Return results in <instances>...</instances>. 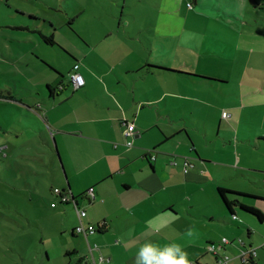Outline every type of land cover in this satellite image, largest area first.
Returning a JSON list of instances; mask_svg holds the SVG:
<instances>
[{
	"label": "crops",
	"instance_id": "0c3cea01",
	"mask_svg": "<svg viewBox=\"0 0 264 264\" xmlns=\"http://www.w3.org/2000/svg\"><path fill=\"white\" fill-rule=\"evenodd\" d=\"M259 6L264 8V3ZM244 10L237 2L224 0L206 12L198 36L187 42L198 52V62L192 64L197 76L178 72L181 67L172 69L170 61L158 63L144 55L136 59L121 50V60L108 67L96 65L99 73L87 67L88 78L80 66L86 83L79 93L101 98L95 109L79 105L76 111L81 113L75 120L57 126L61 122L57 90H67L62 84L57 88V79L47 81L46 91L38 89L41 98L32 97L36 104L29 109L45 119L63 157L67 196L86 199L81 206L87 212L84 223L102 226L89 236L90 242L100 245L111 263L135 264L141 245L152 241L161 246L180 244L192 264H264V225L258 226L264 221L257 216L258 221L249 216L239 219L238 205L233 207L237 216L233 222H245L253 231L247 250L256 249L257 254L252 258L248 252L244 259L235 243V238H243L241 223L230 224L218 191L223 187L241 193L236 194L240 202L264 214V17L250 18ZM162 26L160 32L166 34L180 27L166 21ZM56 33L53 31L55 37ZM157 42L155 37L154 50ZM0 55L4 58L0 66H17L23 78L31 76L29 52ZM3 75L10 84L0 85V101L29 105L23 90L30 85ZM233 79L238 80L234 86ZM225 83H230L229 89L221 87ZM224 111L230 112V118L223 117ZM122 121L136 126L133 138L125 135ZM127 141H132V147ZM187 158L193 166L185 168ZM172 159L178 163L171 164ZM90 188L94 196L89 194ZM77 224L76 214L74 235H78L74 231ZM189 228L196 229V237L185 235ZM222 236L229 242L213 253L214 258L209 257L207 245ZM73 251L80 253L78 261L91 259L87 249L81 253L73 247ZM226 253L234 256L225 261ZM93 254L92 259L98 260L100 252L94 250ZM98 264L105 263L98 260Z\"/></svg>",
	"mask_w": 264,
	"mask_h": 264
},
{
	"label": "rangeland",
	"instance_id": "374dc122",
	"mask_svg": "<svg viewBox=\"0 0 264 264\" xmlns=\"http://www.w3.org/2000/svg\"><path fill=\"white\" fill-rule=\"evenodd\" d=\"M191 1L0 0V54L27 51L30 54L29 63H33L29 65L31 76L24 75V78L18 71L22 69L17 66H0L1 72L9 78L16 77L18 83L30 85L23 90L29 105L18 107L0 101V264H76L80 253H74L73 247L81 253L87 249L88 257H91L89 236L95 233L88 236L72 234L76 214L85 210L81 206L87 201L82 196L73 195L77 197L72 196L75 203L72 201L65 205L60 202L59 195L54 194V188L66 187L67 171L45 119L34 109H29L36 104L32 97L41 98L38 89L46 91L44 86L47 81L57 79V88L61 84L67 87L65 91L57 90V118L61 121L57 122V126L75 120L81 113L80 109L76 111L79 105L95 109L101 96L79 93L83 89H76L70 83L69 75L74 64L83 68L84 75L87 67L99 73L96 65L108 67L110 63L121 60V50L136 59L140 55L149 56L157 59L158 63L172 62L175 67L172 69L181 67V71L197 73L192 64L198 62V52L187 42L198 36L197 29L204 24L206 12H212L224 0ZM230 2H237L250 18H255V15L264 17V8L259 6L264 0H226V3ZM165 21L180 27L173 33H161ZM38 31L45 35L57 31L56 44H47ZM155 37L158 38L156 50L152 43ZM186 43L187 53L184 48ZM34 51L41 54L32 55ZM87 53L89 58H86ZM0 60H4L1 55ZM3 74L0 75V85L10 84L3 79ZM231 81L233 86L238 83L236 79ZM221 87L229 89L230 83ZM121 124L123 128L126 126L124 121ZM248 199L257 201L253 197ZM52 202L57 204L56 207L51 206ZM236 207L239 219L249 216L258 221L255 215ZM225 210L230 216V224L235 223L228 208L225 207ZM90 224L94 223L86 226ZM235 224H240L244 232L243 238H235V243L247 253L249 235L252 236L253 231L245 222L238 220ZM94 225L97 226V233L102 226ZM263 225L258 224L259 227ZM222 238L211 240L207 247L211 243L220 244ZM95 250L101 252V246L98 245ZM209 253V257L214 258L212 255L215 252ZM226 255L229 258L234 256L231 253Z\"/></svg>",
	"mask_w": 264,
	"mask_h": 264
},
{
	"label": "built area",
	"instance_id": "2783aa9c",
	"mask_svg": "<svg viewBox=\"0 0 264 264\" xmlns=\"http://www.w3.org/2000/svg\"><path fill=\"white\" fill-rule=\"evenodd\" d=\"M79 68H80V65L79 64H75L73 71L69 75L70 80H71V82L73 83V85L75 86L76 89L82 88L85 85V83H86L85 77H84V75L82 73H80ZM230 116H231L230 112H228V111H224L223 112V117L224 118H230ZM134 132H135V125H134V123L126 122V128H125V131H124L125 135L127 137H131V135H134ZM127 145L128 146H132V141H127ZM177 163L178 162H177L176 159H174V160L172 159L171 164L176 165ZM184 165H185V168H188L189 166H193L192 160L189 159V158L185 159L184 160ZM93 190H94L93 188H90L89 189V194L91 196H94ZM55 193L58 194V195L62 194V192H61V190L59 188L55 189ZM61 199H62V201H67V200H70L71 202L73 201L72 200V197H70V199L68 198L67 192L66 193L63 192V196L61 197ZM51 206L54 207L56 205L54 203H51ZM86 215H87V213H86L85 210L78 211V213H77V216H78V224H77V226L75 227L74 230H75L76 233L85 234L86 236H88L89 233H96L97 226H95L94 224H90L87 227L86 224L83 221L84 218L86 217ZM236 217L237 216L235 215L234 218H236ZM228 242H229V240L226 237H223L220 244L211 243L209 245V250L210 251H213V252H218V250L221 247H223V245L225 243H228ZM97 248H98V244H93V245L90 244L89 251L91 253V259H92V257H94L93 252ZM101 252H100V254L98 256L99 263L113 264V263H111L110 258L106 257ZM248 252L250 253V256L252 258H253V256H255L257 254L256 250L255 251H252V252L251 251H248ZM247 253H245V252L242 251V254L241 255H242V257L244 259L247 258ZM228 259H229V256H225V261H227ZM98 260L94 258V259H92V263L93 264H98Z\"/></svg>",
	"mask_w": 264,
	"mask_h": 264
},
{
	"label": "clouds",
	"instance_id": "9594fccd",
	"mask_svg": "<svg viewBox=\"0 0 264 264\" xmlns=\"http://www.w3.org/2000/svg\"><path fill=\"white\" fill-rule=\"evenodd\" d=\"M185 235L189 238L197 236L195 228H189ZM135 264H192L188 253L178 243L161 246L152 241L145 242L139 248Z\"/></svg>",
	"mask_w": 264,
	"mask_h": 264
},
{
	"label": "trees",
	"instance_id": "16d2710c",
	"mask_svg": "<svg viewBox=\"0 0 264 264\" xmlns=\"http://www.w3.org/2000/svg\"><path fill=\"white\" fill-rule=\"evenodd\" d=\"M38 33L40 34V37L42 38V40L43 41H45L47 44H51V45H54V44H56V41H55V35L54 34H52V35H45V34H43L41 31H38ZM149 65V64H148ZM147 65V66H148ZM75 66V65H74ZM149 66H151V67H157V68H163V67H161V66H155V65H149ZM73 69H74V67H73ZM164 69V68H163ZM165 69H167V68H165ZM168 70V69H167ZM79 71H80V69H79ZM172 71V70H171ZM173 71H176V70H173ZM178 72H181V73H187V72H184V71H178ZM187 74H191V75H193V76H197V74H193V73H187ZM202 77H204V78H206V79H208L209 77H206V76H202ZM210 79V78H209ZM212 79V78H211ZM55 189H57V188H54L53 189V192H54V194H56L55 193ZM61 190V192H62V194H60L58 197L60 198V202L61 203H63V204H70V203H72L70 200H67V201H62V199H61V197L63 196V192L64 193H66V189L64 188V189H60ZM218 191H219V195L221 196V198H222V200H223V202H224V204L226 205V207L229 209V211H230V213L232 214V217L234 218V216H235V214H233V211H234V206H236V205H238V206H240L243 210H245V211H247V212H249V213H251V214H253V215H255V216H257L261 221H264V214L260 211V210H258L256 207H254V206H251V205H246V204H244V203H242V202H240L239 200H238V198H237V196H236V194L238 193V192H234V191H231V190H228V189H225V188H223V187H219V189H218ZM239 195L241 194V193H238ZM57 195V194H56ZM61 196V197H60ZM236 196V197H235ZM74 198H77V197H75V196H73ZM53 203V202H52ZM54 204L55 205H57L55 202H54ZM99 228H102V227H100L99 226ZM75 231V230H74ZM76 233V232H75ZM89 260L88 261H86V262H82L81 260L80 261H78L76 264H93L92 263V259H90V258H88ZM253 263V262H252ZM254 264V263H253Z\"/></svg>",
	"mask_w": 264,
	"mask_h": 264
}]
</instances>
